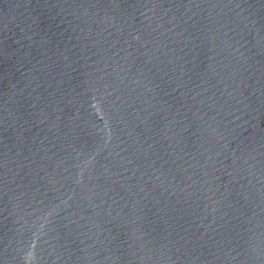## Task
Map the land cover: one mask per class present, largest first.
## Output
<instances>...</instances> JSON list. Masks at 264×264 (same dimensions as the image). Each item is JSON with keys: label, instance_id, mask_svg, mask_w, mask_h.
Masks as SVG:
<instances>
[{"label": "water", "instance_id": "water-1", "mask_svg": "<svg viewBox=\"0 0 264 264\" xmlns=\"http://www.w3.org/2000/svg\"><path fill=\"white\" fill-rule=\"evenodd\" d=\"M0 264H264V0H0Z\"/></svg>", "mask_w": 264, "mask_h": 264}]
</instances>
